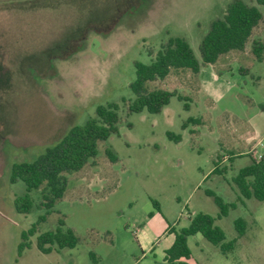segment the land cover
<instances>
[{
    "label": "rangeland",
    "instance_id": "1",
    "mask_svg": "<svg viewBox=\"0 0 264 264\" xmlns=\"http://www.w3.org/2000/svg\"><path fill=\"white\" fill-rule=\"evenodd\" d=\"M229 1L0 0V264H165L174 232L198 211L215 218L223 241L235 240L223 251L189 234L188 264H264V199L243 196L234 181L264 153L255 132L264 128V47L260 59L251 50L254 39L264 44V4L245 0L262 18L243 49L198 71L172 67L147 82L174 90L168 103L128 109L134 61L149 63L169 35L184 36L200 59L201 37ZM108 102L118 104L116 130L65 173L64 194L48 206L31 189V208L18 211L14 199L27 190L11 179L12 164L32 160L60 129L84 124ZM56 226L72 228L77 243L40 250L37 235Z\"/></svg>",
    "mask_w": 264,
    "mask_h": 264
},
{
    "label": "trees",
    "instance_id": "2",
    "mask_svg": "<svg viewBox=\"0 0 264 264\" xmlns=\"http://www.w3.org/2000/svg\"><path fill=\"white\" fill-rule=\"evenodd\" d=\"M257 4H264V0H254ZM262 14L258 6L245 0H230L223 13L215 17L208 31L201 37L199 43L200 59H198L187 39L182 35H169L149 63L134 61L135 77L130 82V88L134 98L128 102V109L148 112H157L168 103L169 98L175 93L162 87L148 88L147 82L164 78L173 68H189L198 71L201 64L213 63L218 57L232 49H243L254 26L261 20ZM263 42L254 39L252 52L260 59L262 57ZM118 104L108 102L96 106L95 115L80 125H72L54 144L49 145L35 158L29 161L14 162L11 168V179L20 178L24 181L27 192L14 199L15 208L21 212H28L32 206L29 196L31 189H40L42 204L51 206L65 191L66 172L76 171L97 151V142L107 138L116 130L118 120ZM171 136V133H168ZM178 138V135H175ZM110 159L116 155L106 148ZM218 169L217 165L213 171ZM234 181L240 193L245 197L253 195L257 199H264V153L258 157L251 156L246 165L239 168ZM214 195V200L219 205L221 213L226 212L227 204ZM214 217L208 213L198 211L190 216L187 226L174 232L172 244L164 249L165 264H188L187 258L191 251L187 244V236L195 232H201L208 240L218 244L223 251L233 247L234 238L223 241L224 232L214 222ZM235 225L238 234L244 232V220L237 218ZM36 230L35 224L21 232L19 250L28 244V235ZM78 236L72 228L56 226L54 229L39 233L36 237L40 250L48 252L56 244L58 247L74 246Z\"/></svg>",
    "mask_w": 264,
    "mask_h": 264
},
{
    "label": "crops",
    "instance_id": "3",
    "mask_svg": "<svg viewBox=\"0 0 264 264\" xmlns=\"http://www.w3.org/2000/svg\"><path fill=\"white\" fill-rule=\"evenodd\" d=\"M65 128H66V127H64V129H60L61 131L58 132V133L56 134V136H57L58 139L64 134V132H65ZM256 130H257V129H256ZM256 130H255V132L257 133V135H260V138H261V137H264V128H263L261 131H259V130L256 131ZM258 131H259V132H258ZM253 150H255V148H254ZM253 157H254V156H253Z\"/></svg>",
    "mask_w": 264,
    "mask_h": 264
}]
</instances>
